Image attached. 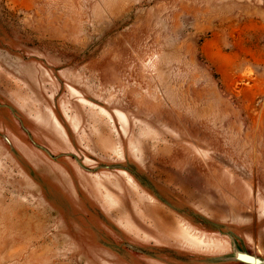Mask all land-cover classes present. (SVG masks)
Here are the masks:
<instances>
[{
  "label": "rangeland",
  "instance_id": "374dc122",
  "mask_svg": "<svg viewBox=\"0 0 264 264\" xmlns=\"http://www.w3.org/2000/svg\"><path fill=\"white\" fill-rule=\"evenodd\" d=\"M0 264H264V0H0Z\"/></svg>",
  "mask_w": 264,
  "mask_h": 264
}]
</instances>
